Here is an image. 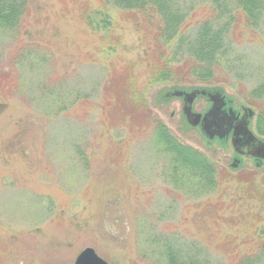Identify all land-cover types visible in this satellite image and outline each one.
<instances>
[{
    "label": "rangeland",
    "instance_id": "obj_1",
    "mask_svg": "<svg viewBox=\"0 0 264 264\" xmlns=\"http://www.w3.org/2000/svg\"><path fill=\"white\" fill-rule=\"evenodd\" d=\"M205 1L182 2L186 23L211 15ZM85 2L103 6L32 0L16 28L0 29V264H75L87 247L109 264H167L157 246L148 251L153 226L155 237L174 234L188 253L197 245L211 264H264V172L250 159L232 167V146L207 143L183 119L182 100L167 98L206 85L149 87L150 30L116 14L122 43L110 45L84 19ZM241 33L232 34L237 50L209 87L257 110L245 97L264 79V20ZM131 65L141 88L149 87L153 114L221 165L211 193L174 184L170 156L156 146L151 126L145 135L111 126L106 86L114 69ZM194 105L202 111L209 103L200 97ZM224 169L232 176L224 178ZM246 169L258 171L254 190L237 180ZM139 224L148 227L145 235Z\"/></svg>",
    "mask_w": 264,
    "mask_h": 264
},
{
    "label": "trees",
    "instance_id": "obj_2",
    "mask_svg": "<svg viewBox=\"0 0 264 264\" xmlns=\"http://www.w3.org/2000/svg\"><path fill=\"white\" fill-rule=\"evenodd\" d=\"M99 1L103 3L99 8L91 7L85 2L83 16L97 33L103 34L104 40L110 45L112 42L115 45L122 43V37L118 33L119 20L137 25L142 22L143 28L150 30L154 41L148 48L147 55L149 87L160 82L180 84L193 80L206 87L220 82V62L237 50L232 34H237L238 30L241 34L248 30L251 33L264 20V0H206L214 7L211 15L193 25L186 23L187 13L182 8L184 0ZM31 2L32 0H0V29L16 28ZM116 14L120 15L119 20L115 19ZM189 27H195V30L192 31ZM114 70L109 86H106L107 101L104 107L111 126L123 133L140 131L144 135L151 126L156 146L170 156L171 180L174 184L181 188L195 187L200 193L214 191L218 186L217 174L221 165L186 143L153 114L145 96L149 87L141 88L133 65L126 72L124 69ZM242 95H245L244 92ZM247 97L251 98L248 102L257 108L258 123L264 126V79L248 93L246 100ZM139 98L142 99L141 102L138 101ZM153 115L155 116L152 118ZM222 171L224 178L232 176L225 169ZM242 173L244 174L237 177V180L248 183V189H256V174L249 169L242 170ZM154 230L156 228L153 226ZM147 231L145 224H139V234L145 235ZM153 231L149 239L145 240L148 251L152 254L153 247L157 246L161 260H165L167 264H211L206 259L203 260L202 254L196 250L197 245L193 253H188L179 245L178 238L173 237L174 234L171 237L157 238ZM140 238L145 243L143 237Z\"/></svg>",
    "mask_w": 264,
    "mask_h": 264
},
{
    "label": "water",
    "instance_id": "obj_3",
    "mask_svg": "<svg viewBox=\"0 0 264 264\" xmlns=\"http://www.w3.org/2000/svg\"><path fill=\"white\" fill-rule=\"evenodd\" d=\"M198 95H206L213 102L211 109L204 115L193 110L194 102ZM169 96L184 97L183 113L191 127H201L204 135L211 141L215 137L224 138L234 131L233 145L239 150L242 146H249L248 153L264 158V142L257 138L249 128V116L254 115L252 108L246 109L243 119L239 120L233 112L223 114L226 104L223 89L209 91L208 89L196 88L191 92L177 90L168 93ZM237 121V122H236ZM238 161L234 160L233 167H238ZM75 264H109L98 255L93 247L85 248L77 257Z\"/></svg>",
    "mask_w": 264,
    "mask_h": 264
},
{
    "label": "flooded vegetation",
    "instance_id": "obj_4",
    "mask_svg": "<svg viewBox=\"0 0 264 264\" xmlns=\"http://www.w3.org/2000/svg\"><path fill=\"white\" fill-rule=\"evenodd\" d=\"M184 91L190 92V90H187V89H184ZM224 96H225L226 104L223 107V114H229L230 112H233V114L239 120L243 119L245 114H246V109L248 108V106L242 104V105L237 107V106H235V100L232 101L229 98V95L227 93H225ZM200 97L206 98L209 105L207 108H205L202 111H197V110H195V111L201 112L205 115L211 109V107L213 106V103L207 96H199L198 98H200ZM256 112H257V110H255L254 115L249 116V119H248L249 120V128L257 138H259L261 141L264 142V130H263L264 126H263V124L258 123V118H257ZM200 128H201L200 126L197 127V129H199V130H200ZM234 131L235 130H232L231 134L229 136L224 137V138L215 137V139L212 141H210L207 137L205 139H206L207 143L208 142L210 143V145L215 143L216 141H220V142L225 143L227 146H229V145L232 146L233 150L231 152L232 153V158H231V162H230L231 166H232L234 160H237L239 163L237 169L238 168L243 169L246 167V164L244 165V163L246 162L245 159H250V161H252V163L254 164L255 168H257L258 170H262L264 172V158H259V157H256V156L248 153L249 146H245V147L242 146L239 148V150H237L236 147L233 145L232 139H233ZM249 170L254 172L256 175L258 173V171L256 172L252 169H249Z\"/></svg>",
    "mask_w": 264,
    "mask_h": 264
}]
</instances>
